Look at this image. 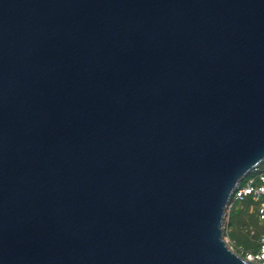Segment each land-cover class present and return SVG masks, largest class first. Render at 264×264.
I'll list each match as a JSON object with an SVG mask.
<instances>
[{
	"label": "water",
	"instance_id": "obj_1",
	"mask_svg": "<svg viewBox=\"0 0 264 264\" xmlns=\"http://www.w3.org/2000/svg\"><path fill=\"white\" fill-rule=\"evenodd\" d=\"M263 162L264 0H0V264H260Z\"/></svg>",
	"mask_w": 264,
	"mask_h": 264
},
{
	"label": "trees",
	"instance_id": "obj_2",
	"mask_svg": "<svg viewBox=\"0 0 264 264\" xmlns=\"http://www.w3.org/2000/svg\"><path fill=\"white\" fill-rule=\"evenodd\" d=\"M264 170V162L259 165ZM257 172L250 171L248 176L256 175ZM233 200V199H232ZM251 195L243 201L233 200L229 210V220L227 222V235L234 245L243 249L260 250V236L264 233V221L259 219L258 208ZM254 231V233H253Z\"/></svg>",
	"mask_w": 264,
	"mask_h": 264
},
{
	"label": "built area",
	"instance_id": "obj_3",
	"mask_svg": "<svg viewBox=\"0 0 264 264\" xmlns=\"http://www.w3.org/2000/svg\"><path fill=\"white\" fill-rule=\"evenodd\" d=\"M252 171L257 172L256 175L248 176L247 174L239 181V183L233 190L231 197L229 198L227 207L229 206L230 210L233 204V200L243 201L246 197L251 195L255 201V205L253 204V206H256L258 208L259 219L264 221V170L260 169L258 166ZM224 239L229 248L241 255L245 260L264 264V233H262V235L260 236L259 242L261 243V248L258 251L252 249L246 250L242 247L236 251L232 246L233 242L231 241L229 236L224 235Z\"/></svg>",
	"mask_w": 264,
	"mask_h": 264
},
{
	"label": "rangeland",
	"instance_id": "obj_4",
	"mask_svg": "<svg viewBox=\"0 0 264 264\" xmlns=\"http://www.w3.org/2000/svg\"><path fill=\"white\" fill-rule=\"evenodd\" d=\"M228 220H229V206L226 207L225 217H224L223 225H222L223 233H224L225 236H227V232L226 231H227V222H228ZM232 246H233L234 250H236V251L238 250L237 247L234 245V243H232Z\"/></svg>",
	"mask_w": 264,
	"mask_h": 264
}]
</instances>
